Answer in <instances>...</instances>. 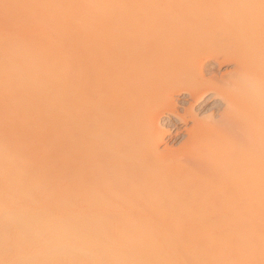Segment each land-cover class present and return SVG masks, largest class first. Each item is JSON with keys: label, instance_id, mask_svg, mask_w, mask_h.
<instances>
[{"label": "bare ground", "instance_id": "bare-ground-1", "mask_svg": "<svg viewBox=\"0 0 264 264\" xmlns=\"http://www.w3.org/2000/svg\"><path fill=\"white\" fill-rule=\"evenodd\" d=\"M21 1L0 11L24 32L35 7L58 21L15 29L30 42L0 23V264H264V0H198L204 11L175 0L185 9H153L135 39L121 19L143 14L139 0ZM210 46L228 75L198 56ZM180 93L192 100L182 113ZM209 93L223 107L197 119ZM164 114L192 126L161 150Z\"/></svg>", "mask_w": 264, "mask_h": 264}, {"label": "rangeland", "instance_id": "rangeland-1", "mask_svg": "<svg viewBox=\"0 0 264 264\" xmlns=\"http://www.w3.org/2000/svg\"><path fill=\"white\" fill-rule=\"evenodd\" d=\"M13 1H14V0H12V4L14 3V6H15V2L17 3L19 0H18V1H14V2H13ZM24 1L26 2V0H24ZM157 1H158V2H157ZM169 1H170V0H164V1H163V0H161V1H160V0H153V1L150 0V1H148V2H147V1L145 2V0H139V3H140V4L138 3V5H140V9H142V8L144 7L142 4H145V3H146V4H145V7H146V8H144V9L142 10L144 15L142 14V12H141V13L139 12L141 15H139L138 12H137V13H134V14L131 13L132 15L129 14V19H128V20H127V18H128L127 15L124 16V17L122 16L124 19H121V20H124V21H122V22H125V21H126V25L128 24L127 27L129 26L128 29H127V27L124 25V23L121 22L120 19H119L120 22H118L117 19H115V20L118 22V23H115V24H116V25H114V26H116V28H115L114 26H112L115 20H111V19H110L111 21H113V23H111V24H110L111 21H108V22H109L108 24L111 25V27L109 28L110 33H112L113 38H115V36H116V37H119V36H120V38L122 39L121 36H124V37H123V39H124V38L127 37L126 34H125V32H123L122 34H120V33H121L122 31H124V30H126V31L129 30V29H130V30H133V29L135 28V30H136L137 33H138V31H140V32L138 33V36H139L140 33H142V32H141V31H142L141 29H143V28L146 29L145 27H147V20H148V22H150L149 19L153 17L154 12H155L156 9H159V10L161 9L162 11H165V13H167V12H169V11L171 10V8H172V10H174V12H178V13H179V11H182V9L184 8L183 6L180 5V4L182 3V2H180V1H184V0H180V1H179L180 4L177 3L178 0H177L176 2H174L175 0H173V2H171V3H170ZM188 1H191V2H192L191 6L193 5V7H194L195 9H197V10L204 11V10H202V9H205V8H207V7H212V6H209V5H210L209 3H208V4L206 3V6L208 5L207 7H205V5H203L205 8L202 7V5L199 4V3H201V2H200L201 0H200V1H198V0H194V1H193V0H188ZM196 1H198V5H200V6H198V5H195V6H194V4L197 3ZM203 1H205V0H202V2H203ZM206 1H207V2H210V3L213 2L214 4H216V3L219 2L220 0H213V1H211V0H206ZM20 2H22V1L20 0ZM20 2L18 3L19 5H21ZM154 2H156L157 5H155ZM186 2H187V1H186ZM191 2H189V3H191ZM0 3H1V0H0ZM3 3L5 4L4 1H3ZM8 3H9V2H8ZM8 3H7V5L11 8V10H13L12 7L10 6V4H8ZM10 3H11V0H10ZM148 3H150V4H148ZM172 3H175V7H176V8L174 7L175 9L172 7V6H174ZM203 3H204V2H203ZM22 4H24V3H22ZM153 4H154V5H153ZM164 4H166V5L170 8L169 11H167L168 8L166 9V8L163 7V6H162V8H161V5H164ZM171 4H172V5H171ZM201 4H202V3H201ZM7 5H6V6H7ZM24 5H25V4H24ZM26 5H29V0H28V4H26ZM158 5H160V6H158ZM166 5H165V6H166ZM178 5H179L180 7H179ZM182 5H183V4H182ZM6 6H5V7H6ZM8 6H7V7H8ZM12 6H13V5H12ZM16 6H18V5H16ZM16 6H15L14 8H16ZM41 6H44V5H41ZM41 6H40L39 8H41ZM151 6H152L153 8H150ZM191 6H187V7L189 8V7H191ZM2 7H3L2 10L4 11V10H5L4 5H2ZM20 7H21V6H20ZM47 7H48V6H47ZM182 7H183V8H182ZM187 7H186V9H187ZM0 8H1V5H0ZM10 8L8 9L9 11H10ZM25 8H26V10H27L28 7L26 6ZM45 8H46V6H45ZM179 8H181V10H180ZM191 8H192V7H191ZM194 8H193V10H194ZM18 9H19V8H17V10H16V14L21 13L20 15H22L23 12L20 11V10H21V9L24 10V7L20 8L19 11H18ZM48 9H49V8H48ZM151 9H152V10L155 9V10H153V12H152ZM184 9H185V8H184ZM8 10L6 9V10H5V13L8 12ZM41 10H42V8H41ZM41 10H39L37 7L33 8V10L31 9V11H30V10H27V11L25 12V10H24V12H25L26 15L29 14V13L27 14V12L29 11V12H31V13H30L31 15L34 14L36 17H39V16H40V21H38V22H40V26L38 25V27H37V24H36V23H38V22L35 23L36 20L33 21L34 19H33L32 21H33L36 25L32 23V25H33V26H32L31 23H29V25L32 26V28L30 27L31 29L28 27V24H27V25L25 24L26 22L24 23V24L28 27V28H26V26L24 27V28L27 29V32H24V29L22 30V28H23L24 25L21 27V26H19V23H17V22H19V20H21V18H17V17H16L14 20L12 19V17L15 16V15H13V12H12V17L10 18L11 15H8L7 13L4 14L3 12L0 11V23H1V24L4 23V25H5V23L9 22L8 24H10V26H9V25H8V26L10 27V29H12L11 32L7 29L8 26L5 27V28H6L5 30H8L9 34H10V33L12 34L13 30H15V29H17V31H18V29H19L20 27H21V28L19 29V31L22 30L21 33L24 34V35H25V33H28V30H29V29H30V30H34V28H35L34 32H35V31H36V32H37V31L40 32V30H42V29H37V28H39V27L41 28V26L44 25V28H43V29H45V25L47 24V23L44 24L45 21H43L45 17L48 16V17L51 18V20H53V19L55 18V17H53L52 14H47V16L45 15V17L43 18L42 11H44V10H42V11H41ZM49 10H50V9H49ZM172 10H171V11H172ZM175 10H176V11H175ZM191 10H192V9H189V11H191ZM17 11H18V12H17ZM156 11L158 12V10H156ZM162 11H160V13H163ZM184 11H185V10H184ZM187 11H188V10H186V12H187ZM44 12H45V11H44ZM144 12H145V13L148 12V13L145 14ZM151 12H152V13H151ZM174 12H169V13L171 14V13H174ZM1 13H2V14H1ZM10 13H11V12H9V14H10ZM46 13H47V12H46ZM48 13H50V12H48ZM150 13H151V14H150ZM165 13H164V14H165ZM14 14H15V11H14ZM30 14H29V15H30ZM44 14H45V13H44ZM123 14H124V13H123ZM6 15H7L8 17H7ZM26 15H25V16H26ZM29 15L26 16V17H28V18H29V17H32V16H29ZM120 15H121L120 13H119V14L116 13L115 17H116V16H117V17H120ZM124 15H125V14H124ZM148 15H149V16H148ZM151 15H152V16H151ZM166 15H167V14H166ZM135 16H137V17L134 18ZM140 16H141V17H140ZM18 17H19V16H18ZM20 17H21V16H20ZM23 17H24V16H23ZM23 17H22V19H23ZM36 17H34V18H36ZM125 17H127V18H125ZM146 17H147V18H146ZM50 18H48V19H50ZM113 18H114V16L112 17V19H113ZM120 18H121V17H120ZM137 18H138V19H137ZM141 18H142V20H141ZM153 18H154V17H153ZM153 18H152V19H153ZM7 19H8V21H7ZM9 19H12V21L9 20ZM17 19H18V21H17ZM26 19H27V18H26ZM31 19H32V18H31ZM31 19H30V20H31ZM152 19H150L151 22H153V21H154V22H157V21L154 20L155 18H154L153 20H152ZM157 19H158V18L156 17V20H157ZM15 20H16V21H15ZM30 20H29V21H30ZM45 20H46V19H45ZM54 20H55V19H54ZM131 20H132V21H131ZM137 20H139V21L141 20V21H140L141 23L138 22ZM145 20H146V21H145ZM158 20H159V19H158ZM10 21H11L12 23H11ZM13 21H15L16 23H15V22L13 23ZM55 21H58V20L56 19ZM129 21H131V23H130ZM21 22H24V20L21 21ZM30 22H31V21H30ZM135 22L137 23V25H136ZM145 22H146V23H145ZM154 22H153V23H154ZM52 23L54 24L55 22L53 21ZM56 23H57V22H56ZM13 24H15V26H16V27L13 26L14 29H13V27L11 28V26H12ZM17 24H18V25H17ZM118 24H119V25H118ZM134 24H135V25H134ZM142 24H143V25H142ZM144 24H146V25H144ZM150 24H151V23H150ZM4 25H3V26H4ZM6 25H7V24H6ZM21 25H22V23H21ZM34 25H35L36 27H35ZM48 25H49V24H48ZM48 25H47V26H48ZM56 25H57V24H56ZM56 25L54 24V27H57ZM86 25H87V24H86ZM117 25H118L119 27H118ZM121 25H122V26L124 25L126 28H124V30H122L123 27H122ZM148 25H149V23H148ZM18 26H19V27H18ZM49 26H50V25H49ZM120 26H121V27H120ZM134 26H135V27H134ZM141 26H142L143 28H142ZM144 26H145V27H144ZM9 27H8V28H9ZM17 27H18V28H17ZM42 27H43V26H42ZM54 27H53V29H54ZM112 27H114V28H112ZM136 27H137L138 29H137ZM139 27L141 28L140 30H139ZM0 28L2 29V26H1V25H0ZM51 28H52V26H51ZM51 28H50V30H51ZM1 29H0V32H1L2 35H3V34H4V33H3L4 27H3L2 30H1ZM26 29H25V31H26ZM47 29H48V28H47ZM116 29H117V30L120 29L121 32L118 33V31H117ZM144 29H143V31H144ZM5 30H4V31H5ZM130 30H129V32H130ZM15 31H16V30H15ZM17 31H16V34H17ZM46 31H47V30H46ZM55 31H56V30H55ZM115 31H117V32H115ZM6 32H7V31H5V33H6ZM29 32H30V31H29ZM31 32H32V31H31ZM31 32H30V36H28V37H29L28 41H26V39H25V38H26L25 36H26L27 34H26L25 36H24V35L22 36V35H20V32H19V35H20L21 37H23L24 40H25L26 42H30V40H36V39L33 38V37H35L36 35L32 37L33 34L31 35ZM50 32H51V31H50ZM127 32H128V31H127ZM134 32H135V31H133V33L130 32L131 34H129V36L131 37V35L134 34ZM32 33H33V32H32ZM40 33H41V34H42V33L45 34V33H44V30H42V32H40ZM56 33H57V32H56ZM137 33H136V35H135V34H134V35L137 36ZM13 34H14V32H13ZM28 34H29V33H28ZM119 34H120V35H119ZM123 34H124V35H123ZM49 35H50V33H49ZM49 35L47 34L48 38H49ZM51 35H53L52 32H51ZM51 35H50V37H51ZM127 35H128V33H127ZM134 35H132V36H134ZM14 36H15V35H14ZM135 36L132 37V38L135 39ZM17 37H18V34H17ZM21 37H18V38H21ZM39 37H41V36H39ZM54 37H55V35H54L53 37H51V39L53 38L54 41H58V39H57L58 37H57V38H56V37L54 38ZM127 38H128V37H127ZM132 38H131V39H132ZM15 39H16V38H15ZM15 39H14V41H16ZM38 39H39V38H38ZM111 39H112V38H111ZM129 39H130V38H128L126 41H123V40H122V41L125 42L126 44H129V43L131 44V43H132V42H131V39H130V40H129ZM11 40H12V39H11ZM39 40H41V39H39ZM128 40H129V41H128ZM12 41H13V40H12ZM17 41H18V40H17ZM17 41H16V42H17ZM19 41H20V40H19ZM19 41H18V42H19ZM49 41H50V39H49ZM132 41H134V40H132ZM22 42H23V41H22ZM19 43H20V42H19ZM49 44L52 45L51 43H47V45H46L47 48H48V45H49ZM213 47H214V46H213ZM213 47H212V46H210V48H208V47H207V48H202V47H201L200 51L204 49L203 51H201L202 53H203V52H204V53H203V55H202V54H200V53H201V52H200V53L198 54V56L201 55V56H200V59H201L202 61H203V60H206V58H207L206 62H209V63H210L209 66H211V67H213V68L215 67V68L212 70L213 74H215L216 76H223V73H224V74H225L224 76H226V74L228 75V72H229V71H231V72L233 71V63H232L230 60L227 59L228 56H225L226 54L224 55V56L226 57V59H225L224 56L222 57V54H223V53L221 54L220 52H223V50L220 51L221 48H219V51H218V49H216L217 52L215 51V54H214V50H215V48H213ZM49 48H50V47H49ZM211 48H212L213 50H212ZM205 50H206V51H205ZM210 51H211V52H210ZM224 51H226V50H224ZM205 52H206V53H205ZM218 52H219L220 54H219ZM211 53H212V54H211ZM210 55H211V56L213 55V57L209 58ZM214 55L217 56L218 59H219V60H218V64H216V62H217V61H216L217 58H214ZM219 55H221V56H219ZM202 56H204L205 58L202 57ZM219 57H221V58H219ZM203 58H204V59H203ZM208 58H209V59H208ZM213 58H214V60H213ZM215 59H216V60H215ZM219 61H220V63H219ZM204 62H205V61H204ZM214 63H215V64H214ZM214 65H215V66H214ZM231 68H232V69H231ZM217 70H218V71H217ZM214 71H215V72H214ZM227 71H228V72H227ZM191 73H192V71H191ZM191 73H190V75H191V76H190L191 80H189V81H193V80H194L193 82H196V81L200 80V78L202 79V77L204 78L205 76H206V78L208 79V78L210 77V75H212L211 73H209V71H208V73H207V72H205V73L203 72V76H202V77H201V76L199 77V76L197 75L196 72H195L196 75H194V74H195L194 71H193L194 74H193V73L191 74ZM220 73H221L222 75H219ZM229 73H230V72H229ZM187 74H188V73H187ZM193 75H194V76H193ZM187 76H189V75H186V77H187ZM207 76H208V77H207ZM187 78H189V77H187ZM190 78H189V79H190ZM200 81H201V80H200ZM198 82H199V81H198ZM196 83H197V82H196ZM210 93H212V92H210ZM210 93H209V95L206 96L204 102H202L201 105H199V106L193 105V106L191 107V108H192L191 110L193 111V114L196 116L197 119H199V118L202 117V116H203V118H204V117H207V116H209V115L212 114V113H213V115H212L213 118H215V117L217 116V114H218L217 112H220V111H218V109L221 110V108L223 107V105L220 104V99H219V98L214 99V98L212 97V94H213V93H212V94H210ZM209 96H210V97H209ZM17 97H19V96H17ZM211 98H212V99H211ZM17 99H18V98H17ZM209 99H210L211 101H209V103H206V101L209 100ZM174 100H175V102L177 103V108L179 109V112H181V113L183 112V109H184V108H188V107H190V105H189V101H190V102L192 101L191 99H189V97H188L187 94H185V93L174 94ZM213 102H214V103H213ZM20 104L22 105V103H20ZM205 104H206V105H205ZM23 105H26V103H24ZM188 105H189V106H188ZM215 105H216V106H215ZM15 108L17 109L18 107H14V110H15ZM208 108H209V109H208ZM217 108H218V109H217ZM11 109H13V108H7V109H6V110H7V113H4L5 116L7 115V117H6V118H7V122H8V121L11 122L12 119H10V118H11V117H14L13 114H12L13 111H11ZM20 109H21V108H20ZM22 110H23V109H21V111H22ZM214 111H215V112H214ZM216 111H217V112H216ZM38 112H40V111H37V113H38ZM23 113H26V112H23ZM209 113H210V114H209ZM38 114H40V113H38ZM38 114H37V116H38ZM10 116H11V117H10ZM25 116H26V115H25ZM169 116H170V115H168V114H167V115L164 114L163 117H161L160 120H159V121H160V122H159V125L161 126V128H162V127H163V129L166 128V130L168 129V131L170 132V134H169L168 136L166 135V137H165V139H164L165 142H162V143L159 144V149H161V148H166V147H167V149H168V148L171 149V148H174L175 146H176V147L179 146L180 142H182V141L185 139V138H183V137H186V136H185L186 133H185V131L183 130V128H184L185 126H186L187 128H189V127L192 126V122H191L190 120H188L187 124H185V125H183L182 123H177V127H180V128H181V130H179V129L177 130V129H176L177 127H175V125H173V124H168V118H169ZM23 117H24V116H23ZM27 117H29V114H28ZM233 117L235 118V116H233ZM237 117H239V116L236 115V118H237ZM14 118H15V117H14ZM24 118L26 119V117H24ZM38 118H39V120H40V118L43 119V117H38ZM216 118H217V117H216ZM216 118H215V119H216ZM236 118H235V119H236ZM15 119H16V118H15ZM27 119H28V118H27ZM200 119H202V118H200ZM10 120H11V121H10ZM18 120H19V119H18ZM18 120L16 119V121H18ZM39 120H38V121H39ZM13 121H14V119H13ZM16 121L13 122V123H15V125L17 124ZM23 121H24V120H23ZM26 121H27V120H26ZM28 121H29V120H28ZM9 122H8V124H9ZM20 122H21V121L19 120V123H20ZM29 122H30V121H29ZM19 123H18V125H19ZM26 123H27V122H26ZM21 124H22V123H21ZM21 124H20V125H21ZM24 124H25V123H24ZM36 124H37V123H36ZM36 124H35V125H36ZM10 125H12V123H11ZM15 125H12L11 128H9L8 126H7L8 128H7V127H6V128H7L8 130H10V129L13 130V129L17 128V127H14ZM182 126H183V127H182ZM18 127H19V126H18ZM26 127H27V126H26ZM35 127H36V126H35ZM35 127H34L33 129H34V131H37V130H38V127H40V126L37 125L36 130H35ZM28 128H30V125H29ZM28 128H27V129H28ZM27 129H26V128L23 129L24 131H23L22 133H23V135H25L24 137L27 138V136H29V135L31 136V134H32V137H33L35 134H37L36 132H33L32 130L27 131ZM176 130H177V132H176ZM25 131H27L28 134H27ZM180 131H181V132H180ZM24 132H25L26 134H24ZM31 132H32V133H31ZM179 132H180V133H179ZM33 133H34V134H33ZM23 135H22V137H23ZM170 135H171V136H170ZM174 135H175V136H174ZM30 136H29V137H30ZM35 136H36V135H35ZM176 136H177V137H176ZM29 137H28L26 140H28V139L30 140ZM174 137H175V138H174ZM33 140L35 141V137H34ZM33 140H32V141H33ZM30 142H31V141H30ZM32 143H33V142H32ZM35 143H36V141L34 142L33 145L31 144V145L33 146L34 149H35L36 147H37V149H38V148L40 147V144H42V142H41V143H40V142H37L36 145H35ZM38 143H39V145H38ZM164 144H165V145H164ZM34 145H35V146H34ZM176 147H175V148H176ZM161 150H162V149H161ZM163 150H164V149H163ZM165 150H166V149H165ZM184 219H185V218H184ZM197 219H198V220H201L200 218H197ZM197 219H196V221H197ZM211 219H213V218H210V219H208V220H211ZM154 220H155V222H157V223H160V224L162 223V224H164L163 221L161 222V220H164V219H156V218H154ZM175 220H176V219H175ZM175 220L172 219V220L170 221V218H169V221H170V222L175 221ZM181 220H182V218H181ZM186 220H187V219H186ZM194 220H195V219H194ZM213 220H214V221H213ZM213 220H212V221L215 222V221L218 220V219L215 218V219H213ZM152 221H153V219H152ZM166 221L169 223L168 220H164L165 224H168V223H166ZM179 221H180V218H179L178 220H176L177 223H178ZM202 221H203V220H201L200 223H202ZM181 222H182V221H181ZM181 222H180L179 224H181ZM192 222H194V221L192 220L191 223H192ZM203 222H204V221H203ZM205 222H206V220H205ZM209 222H210V221H209ZM183 223H184V222H182V224H183ZM185 223H190V222H186V221H185ZM185 223H184V224H185ZM194 223H196V222H194ZM198 223H199V221H198Z\"/></svg>", "mask_w": 264, "mask_h": 264}]
</instances>
